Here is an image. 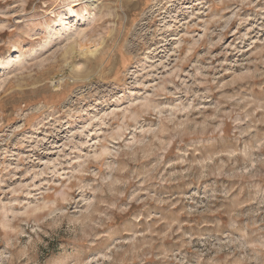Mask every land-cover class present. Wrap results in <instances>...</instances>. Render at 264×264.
I'll return each instance as SVG.
<instances>
[{"label":"rangeland","instance_id":"obj_1","mask_svg":"<svg viewBox=\"0 0 264 264\" xmlns=\"http://www.w3.org/2000/svg\"><path fill=\"white\" fill-rule=\"evenodd\" d=\"M0 264H264V0H0Z\"/></svg>","mask_w":264,"mask_h":264}]
</instances>
